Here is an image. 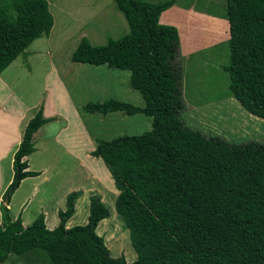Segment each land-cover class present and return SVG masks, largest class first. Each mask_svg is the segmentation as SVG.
<instances>
[{"label": "trees", "instance_id": "1", "mask_svg": "<svg viewBox=\"0 0 264 264\" xmlns=\"http://www.w3.org/2000/svg\"><path fill=\"white\" fill-rule=\"evenodd\" d=\"M48 1L0 0V73L49 35L54 19ZM113 1L128 33L100 46L83 37L70 59L130 72V86L144 101L142 107L114 99L90 102L85 113L151 118L150 131L98 140L90 153L113 179L114 209L128 229L136 259L112 257L96 234L109 216L96 194L89 200L87 223L66 228L81 195L71 192L53 230L42 214L23 227L20 216L11 219L9 201L1 203L0 264L30 252L51 264H264V143H229L185 124L178 30L159 23L175 0ZM224 8L229 38L222 69L228 83L225 95L216 99L231 96L264 120V0H225ZM48 121L40 107L25 126L3 202L22 180L39 175L27 171L23 159L34 152L33 134Z\"/></svg>", "mask_w": 264, "mask_h": 264}, {"label": "rangeland", "instance_id": "2", "mask_svg": "<svg viewBox=\"0 0 264 264\" xmlns=\"http://www.w3.org/2000/svg\"><path fill=\"white\" fill-rule=\"evenodd\" d=\"M145 1L156 3L161 0ZM208 1H211L210 4L201 5L192 1L195 6L193 17L212 21L208 30L202 33L203 38L212 41L214 38L219 40L224 36L227 37L228 22L222 12V9H225V0ZM48 4L54 19L53 27L48 36L43 35L27 48L26 58L18 57L0 74V81L3 80V83H0V106L5 108L24 105L26 117H29L40 107L42 108V103L46 99L53 98L63 118L61 121L51 123L85 122L87 128L89 127L91 139L85 137V142L95 145L98 140L108 141L120 136H135L150 131L151 118L143 114L93 115L83 110L87 103L110 99L138 107L144 105L142 98L130 86V72L107 66L77 64L70 59L83 37L92 45L100 46L106 44L108 38L118 39L128 33L127 22L115 2L113 0H51ZM179 11L180 9L176 10L172 16H177ZM219 43L205 46L189 57L182 56L179 51L178 61L182 66V90L186 105L181 117L189 128L208 137H220L229 143L237 144L251 141L264 143L263 119L249 114L231 96L216 99L221 93L225 95L228 83L227 75L222 69L227 64L226 40ZM66 84L69 96L66 89L63 93ZM115 116L119 117V120L110 119ZM52 131L51 127L47 134L51 135ZM72 131L74 128L70 133ZM35 142L39 144L38 139ZM42 142L50 143L45 157L48 174L44 181L48 201L55 203L63 194L80 190L82 186H97L99 191L108 188L107 195L104 191L103 193L109 216L98 224L95 232L102 237L112 257L124 256L126 261L133 262L136 253L131 246L128 229L114 209L115 194L111 202V193L117 192L110 181L111 177L102 176L99 180L94 179L93 171L89 170V165L77 149L79 145L74 142L68 143L69 139L66 143H61L62 146H55L50 138ZM35 157L37 156L33 157V161L40 163L39 160L37 161L39 158ZM93 159L97 160L109 174L100 159ZM35 167L39 165L36 164ZM13 173L12 162L9 155H6L0 159V187L4 189L9 187L7 182L13 179ZM110 187H113V190ZM87 191L89 194H83L81 204L86 202L89 195L96 192L94 187H89ZM41 208L42 205L36 201L31 212ZM3 264L51 263L43 255L30 252L25 256L10 255Z\"/></svg>", "mask_w": 264, "mask_h": 264}, {"label": "crops", "instance_id": "3", "mask_svg": "<svg viewBox=\"0 0 264 264\" xmlns=\"http://www.w3.org/2000/svg\"><path fill=\"white\" fill-rule=\"evenodd\" d=\"M163 1H167V0H163ZM181 1L183 0H175V4L171 8L161 13L159 17V23L162 25L174 26L178 30V35L180 38V46H181L180 53L182 54V56L184 55L186 57H189L190 55L198 52L199 50H201V48L205 46H208L210 44H216L221 41L227 40L229 38V34L227 37L224 36L219 40H215L214 38V40L210 41L208 38H203L202 33L208 30V26L212 24V21L209 22L208 20L205 19L203 20L201 18L195 19L193 17V14L195 13L194 3H196L197 5L207 4V3L210 4L211 1L184 0L183 3ZM192 1L195 2L193 3ZM178 9H180L179 11L180 13L178 14L179 16L178 15L172 16V14ZM222 12L225 14V10L222 9ZM2 81H0V83H3ZM65 89L68 95L67 84L64 85L63 87V93L65 92ZM56 105L57 103L53 98L46 99L42 103V116L45 119H50V121L42 125L33 134L32 143L34 145V152L23 159L27 161L28 164L27 171L37 172L39 173V175L36 177L26 178L22 180L18 188L11 195L10 200H8L9 204L7 208L10 211L11 219L15 220L18 216H20L23 227L29 226L36 219V217H38V215L42 214L44 215V223L46 228L48 230L55 229L59 225L58 211L65 209L66 196L67 194H69V192L63 194L61 199L59 201H55V203H50L48 201V198L46 196L47 191H45L44 181L48 174L47 173L48 166L46 165L45 157L49 148L48 146H50V143H45L42 141L50 138L55 143V146H62L61 143H66L69 139L70 142L68 143L74 142L77 145H79L77 149L78 151L81 152L83 156V160L86 162L87 165H89V170L91 172L93 171L94 179L99 180L100 177L102 178V176L109 178L111 177L110 173L108 174L104 170V168H102L100 163L97 160L93 159L94 157L93 158L90 157V153L95 150L96 145L94 143L92 144L91 142L88 143L85 142L86 139L85 137H87L88 140H91L90 134L88 132L89 127L87 128L85 122L51 123L52 121L53 122H56L57 120L61 121V119L63 118V116L61 115V111L57 108ZM5 108L0 106V159H2L6 155H9L10 160L13 164V156L22 141L25 126L34 115L26 117V106L24 105H20L18 107H5ZM114 113H122V112H114ZM109 114H113V113H109ZM110 119L119 120V117L115 116ZM51 127L53 129L52 134L48 135L47 131L50 130ZM72 128H74V131L70 133ZM36 139H38L39 144H36L35 142ZM34 156H37L35 158H39L37 159V161L39 160L40 163L38 162L36 163V161H33ZM36 164H38L39 167H35ZM110 181L111 183H113L112 177L110 178ZM11 182L12 179H10L7 182V185H10ZM89 187H94L96 192L94 194L89 195L88 199H86V202H83L81 204L82 202L81 197H83V194L84 193L89 194L88 193L89 191H87ZM89 187L82 186L81 187L82 189L77 191H72V192H80L81 195L78 197V199L75 202V213L66 223V228H71L78 224L84 225L87 223V218L89 214V200L92 195L96 194L100 196L101 201L104 204H106L103 191L105 192V195H107L109 189L106 188V190L99 191V187L97 186H89ZM110 188L112 189L113 187ZM6 190L7 188L4 189L3 187H0V205L2 203V198ZM114 194H115L114 197H116L118 191L117 192L113 191V193H111V197H112L111 202H113L114 200L113 198ZM36 201L39 202L40 205H42V208L35 212H31V209L34 207ZM3 203L5 204V202ZM1 226H2V219L0 213V227Z\"/></svg>", "mask_w": 264, "mask_h": 264}, {"label": "water", "instance_id": "4", "mask_svg": "<svg viewBox=\"0 0 264 264\" xmlns=\"http://www.w3.org/2000/svg\"><path fill=\"white\" fill-rule=\"evenodd\" d=\"M8 200H9V193L5 196V200H4L5 204L8 203Z\"/></svg>", "mask_w": 264, "mask_h": 264}]
</instances>
